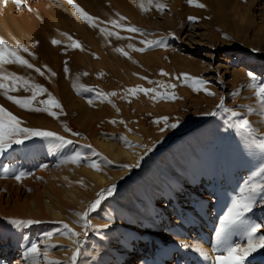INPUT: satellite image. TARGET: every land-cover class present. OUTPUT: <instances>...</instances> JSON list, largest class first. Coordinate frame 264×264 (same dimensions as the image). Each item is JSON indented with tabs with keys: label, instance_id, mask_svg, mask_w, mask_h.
I'll return each instance as SVG.
<instances>
[{
	"label": "rangeland",
	"instance_id": "rangeland-1",
	"mask_svg": "<svg viewBox=\"0 0 264 264\" xmlns=\"http://www.w3.org/2000/svg\"><path fill=\"white\" fill-rule=\"evenodd\" d=\"M7 2L3 8H10L6 19L11 34L4 35L1 27L0 37L13 46L18 41L33 51L34 57L21 55L36 63L45 75L16 65H5L4 69L25 77L33 74L32 80L37 79L60 102L63 112L54 109L58 118L30 112L4 96H0V105L20 118L22 127L53 131L73 143L53 151L49 141L33 138L0 151V264H28L23 254L33 243L40 247L41 264L45 250L49 260L72 264L77 248L76 264H126L127 260H135L134 264H215L217 255L226 254L217 248L220 221L252 183L264 179L255 175L259 151L247 145L231 126L229 114L218 107L223 100L227 109L240 114L233 119H248L257 139L264 138V107L256 96L257 88L264 86V0H198L204 8L189 5L187 0H159L167 6L163 11L151 5L148 14L131 20L112 0H73L97 18L95 28L81 19L67 0H25L20 8L13 0ZM119 16L126 19L119 21ZM26 20L31 25L28 35L24 33ZM112 20L139 28L144 34L114 27ZM101 27L123 38L107 36L101 33ZM93 34L119 59L101 60L92 48ZM54 39L61 43L54 45ZM161 39L162 45L144 52L128 47L131 44L138 49L145 47L141 41ZM73 40L81 47H69ZM118 48L128 56L117 52ZM45 65L55 76L47 72ZM184 74L205 80L214 95L193 90ZM136 86L157 88L159 93L174 94L176 98L159 95L153 99L155 94L133 96L127 92ZM101 92L117 95L101 98ZM10 94L31 95L23 89ZM44 99L47 93L38 97ZM103 109H107L108 116L92 118L93 113ZM213 112L216 115L210 114ZM161 117H168L169 123L178 121V126L161 131L163 122H155ZM90 120L95 127L106 128L96 134L100 141L137 155L136 163L115 159L109 150L91 141L85 132ZM207 148L211 150L206 154ZM76 156L80 159L73 162ZM91 161L98 162L99 171L108 175L120 169L127 172L102 188L115 185L113 194L88 213L87 227L82 214L102 189L89 197L82 212L70 203L59 209L58 217H51L45 204L66 201L61 195L64 190L75 189L83 195L92 190L90 181L74 176L81 169L97 171L89 166ZM20 173L25 175L17 181L15 176ZM49 178L50 184L46 182ZM262 197L264 193L256 197V203L245 214L247 223L261 225L257 238L264 236ZM33 198L38 200L40 215L29 213V209L16 213ZM10 219L40 223L16 228ZM65 224L78 235H65ZM46 233L52 235L47 237ZM228 243L246 246L247 235L234 229ZM118 256L121 259H116ZM245 264H264V250L254 253Z\"/></svg>",
	"mask_w": 264,
	"mask_h": 264
},
{
	"label": "snow or ice",
	"instance_id": "snow-or-ice-1",
	"mask_svg": "<svg viewBox=\"0 0 264 264\" xmlns=\"http://www.w3.org/2000/svg\"><path fill=\"white\" fill-rule=\"evenodd\" d=\"M16 4L17 8H20L25 0H13ZM69 4L75 9L76 14L80 16L81 19L85 20L86 23L89 24L90 27H97V18L90 16L87 12H85L80 6L73 3V0H67ZM4 3H7V0H4ZM189 5L204 8L206 7L204 4L199 3L198 0H187ZM148 5L155 6L157 10L163 11L167 6L164 3L159 2V0H148ZM138 6L142 11H149L150 8L146 7L143 0H138ZM29 11L31 9L29 8ZM119 15V14H117ZM126 18L123 16H119V21H123ZM190 20L197 19L196 17H189ZM117 20H112L110 23L117 28L126 29L129 32H137L143 35L141 29L136 28L134 26H127L120 23ZM104 23V22H99ZM101 33L112 36L115 35L118 39L123 38L120 37L116 32H110L106 28H100ZM66 35V34H65ZM228 38V37H226ZM69 40L72 38L69 36ZM38 43V42H37ZM52 43L54 45H58L61 43L59 40H53ZM145 45L142 48H134L133 45H128L129 48H132L134 51L144 52L147 48L160 46L163 44V39L161 40H146L141 41ZM69 47L80 48L81 45L78 41L73 40L72 44ZM117 52L128 56V53L125 52L122 48L116 49ZM21 53H26L28 56L34 57L35 54L30 52L29 49L20 44L18 41L13 46L9 44L3 37H0V95H3L8 101L12 102L16 106L21 109H25L30 112H39V113H47L48 115L58 118V113L54 111V109H60V113L62 114L63 109L62 105L51 93H48V90L42 85L35 83L31 77L20 76L15 72H7L4 69L5 65H17L23 68L34 70L40 76H44L45 72L41 70V68L35 67L32 63L28 61ZM131 58V57H129ZM44 68L47 70L50 75L55 76L54 72H51V69H48L45 65ZM64 71L67 73L69 69L67 67V63L65 64ZM162 75H168L167 73H161ZM85 75H87L85 73ZM249 77L255 80V76L253 73H248ZM184 80L186 82L191 81V87L195 91H205L208 95H214L211 91H208L206 84L207 82L202 78L192 77L188 74H184ZM151 83V82H150ZM76 88V85H73ZM255 86V85H253ZM83 87V86H81ZM165 87L175 88V85H167ZM23 89L25 92H30V96L18 97L16 95H11L10 93L17 92ZM87 91H92V89H84ZM128 93L131 95H136L137 93H143L145 95L155 94L153 95V99H156L157 96L163 95L165 98L175 99L174 94L167 93H159L157 88H143L141 86H136L134 88L128 89ZM47 93V99L38 100V97ZM101 98L115 96L117 93H98ZM256 96L261 101L262 107H264V86H260L257 88ZM91 103V101H89ZM111 103V101H108ZM39 106H36V105ZM219 108L223 109L224 112L229 114V118L232 120L231 126L236 128L238 133L242 136V138L248 143V145L252 148H255L260 153V164L259 169L255 173L257 176L264 177V138L257 139L255 129L252 128L248 119H233L238 117L240 114L236 111L229 110L224 106L223 100H221L218 105ZM211 115H216L215 112L210 113ZM163 122L164 127L161 128V131H164L166 128H176L178 126L177 122L169 123L168 117H161L159 120L155 121L156 123ZM116 121H112L115 123ZM23 121L15 116L12 112L8 111L3 105H0V151H4L13 147V145H24L26 141L31 140L33 138H42L44 140L49 141V149L50 150H59L67 145H71L73 143L72 140L66 139L64 136H60L53 131L42 130L38 128L32 127H22ZM66 127V126H65ZM71 131L70 129H66ZM73 135H79V133H73ZM126 143H130L126 140ZM86 147L91 148V145H86ZM80 159L79 156L73 158V162H78ZM107 159V158H105ZM108 163H112L111 161H107ZM89 166L97 171L100 170V164L96 161H91ZM138 166V164L136 165ZM125 167H131L129 165H125ZM24 173H20L15 176L17 181L21 180L24 176ZM115 191V185L107 189H102L99 193H97V198L89 205L88 211L82 214V219L85 220V226L87 227V216L89 212L95 211L101 204V202L106 198V196H111ZM245 190H242L244 192ZM264 193V179L259 182L252 183L247 189L246 194H242V196L236 200L233 207L229 209L228 213L223 217L220 221L219 228L217 230V248L218 250L223 249L226 254H220L215 257V264H245V262L259 250H264V236H259L257 238V233L261 231V225L259 224H249L245 220V214L251 210L252 205L256 203V197L261 196ZM264 199V197H262ZM80 215V214H78ZM9 223L16 228H23L30 226L35 223H40L38 220H23V219H10ZM108 225H104L107 227ZM64 228L67 230L65 235L71 233L73 236L78 235L75 233L67 224L64 225ZM241 229L247 235V244L246 246L240 245H232L228 243V237L234 229ZM52 233H46L47 237H50ZM187 247V245H185ZM79 248L73 253L71 259L72 264H76L77 257L79 255ZM24 259L28 261V264H41L40 261V247L33 243L29 248L24 252ZM44 264H59V261H52L48 259V252L45 250L43 253Z\"/></svg>",
	"mask_w": 264,
	"mask_h": 264
},
{
	"label": "bare ground",
	"instance_id": "bare-ground-1",
	"mask_svg": "<svg viewBox=\"0 0 264 264\" xmlns=\"http://www.w3.org/2000/svg\"><path fill=\"white\" fill-rule=\"evenodd\" d=\"M93 2V1H92ZM89 2V5H91ZM95 2H97V0H95ZM101 2V1H100ZM143 2L145 3L146 7L151 8V5H148V0H143ZM8 3V2H7ZM7 3H4V0H0V28L3 27V33L4 35L10 37V30H9V26H8V21L6 19V16L8 15L10 8L8 7V9L3 8L4 5H7ZM105 3V2H104ZM107 3L110 2L108 1ZM93 4V3H92ZM112 4H114V6L117 9H120L121 11L125 12L130 20L137 18L138 16H142L143 14L147 13V11H142L140 9V7L138 6V0H129V2H127V0H112ZM86 5H88L86 3ZM93 6V5H92ZM111 6V5H110ZM109 6V7H110ZM240 6V5H239ZM5 7V6H4ZM2 9L4 11H2ZM239 9V8H238ZM243 10H245L244 8H242ZM151 10V9H150ZM2 12V13H1ZM159 12V11H158ZM169 12V11H168ZM154 13V12H153ZM152 13V15H153ZM148 14V13H147ZM111 15V14H110ZM151 15V14H150ZM137 16V17H135ZM149 16V15H148ZM146 15V17H148ZM150 17V16H149ZM152 17V16H151ZM146 19V18H145ZM136 23V21H135ZM142 23H147V22H143ZM148 24V23H147ZM24 27H25V31L24 33H26L27 35L30 33V27L31 25H29V20H26L24 23ZM149 27V26H148ZM87 31V30H86ZM89 37V36H88ZM116 41V40H115ZM91 42H92V48L94 50V52L98 53L99 57L101 60H109V61H116L119 59V56L117 54H115V52L113 51V49L105 44L104 41H102L101 39H99V37H96L94 34L91 35ZM110 50V52H109ZM53 51V50H52ZM51 51V52H52ZM33 52V51H31ZM36 56V55H35ZM30 61V60H29ZM93 63V62H92ZM34 66H37L36 63H33ZM17 66V65H16ZM19 67V66H18ZM23 68V67H22ZM27 70V69H24ZM85 71V70H83ZM23 73V72H22ZM33 74H30L29 77L32 78ZM236 75L238 76V74L236 73ZM235 75V76H236ZM35 83H37V79L33 80ZM3 96V95H0ZM195 98V97H194ZM198 102V101H197ZM216 108V107H215ZM108 116L109 112L107 111V109H103L102 111H99L98 113H93L92 118H95L96 116ZM208 117V116H207ZM171 118V117H170ZM220 123V122H219ZM220 126V124H219ZM222 126V125H221ZM109 130V129H108ZM106 128L105 126H100V127H95V125L93 124V122H91V120L87 123V127H86V131L88 134V138H91L94 143H97V145L104 149V150H109V154L111 157L115 158V159H119V158H125L128 162H132L133 164L136 163L137 161V155H134L128 151H123V150H117L116 148H114L113 146H109L107 143H104L102 141H100V137H97L96 134L100 133V132H105ZM212 131V129H211ZM213 132V131H212ZM217 133V132H216ZM229 133V131H228ZM212 135V134H211ZM233 135L235 136L236 134L233 133ZM230 137V135H229ZM136 138V137H135ZM232 138V137H231ZM229 138V139H231ZM239 138V137H238ZM138 139V138H136ZM235 139V138H234ZM90 140V139H89ZM233 140V139H232ZM231 140V141H232ZM236 140V139H235ZM241 141V140H240ZM243 141V140H242ZM244 142V141H243ZM241 144V143H239ZM244 144V143H243ZM235 145V144H234ZM232 145V146H234ZM245 145V144H244ZM248 145V144H247ZM238 146V145H236ZM230 147V146H229ZM235 147V146H234ZM232 148V147H231ZM238 148V147H237ZM240 148V147H239ZM243 148V147H242ZM241 148V149H242ZM211 150V148H207L206 149V154L207 152ZM223 149H221L220 151L222 152ZM232 150V149H230ZM238 150V149H237ZM225 151V149H224ZM226 152V151H225ZM229 153V152H228ZM197 154V153H196ZM78 173H74L75 177L78 176H82L86 181H90L92 183V187H91V191L89 193L86 194H82L80 191L78 190H70V191H66L64 190L63 193L61 195H63V197L65 198L66 201H63L64 199H62V202H52L50 205L48 202H46L45 204V210L48 214H50L51 217H58L59 216V209H63V207H69L70 203H72V205L74 204L76 207H78V209L80 210V212H82L87 205V200L89 199V197H91L92 195H94L99 189H102L108 185H110L111 183H113L116 179L120 178L121 176H123L127 170L125 169H120L118 170V172L112 173V174H105L101 171H93L91 169H81L78 170ZM62 178V176L60 177ZM121 179V178H120ZM46 182H49L48 184H50V178L46 180ZM83 182V180H82ZM85 182V181H84ZM47 184V185H48ZM84 184V183H83ZM84 187V186H83ZM82 188V187H81ZM29 209V211H28ZM26 210L30 213L32 211L34 212H38V214H41V208L39 207L38 204V200L33 198L29 201V204L25 203V208L24 207H20L17 209L16 213H26ZM57 211V212H56ZM62 211V210H61ZM16 215V214H15ZM35 216V215H34ZM262 219V223L264 224V215H262L261 217ZM120 256V255H119ZM118 256V258L116 259H121ZM102 259H105V257H102ZM104 261V260H103ZM101 261H97L96 264H101ZM135 260L133 261H128L126 262V264H134ZM112 264H118L117 261L112 262ZM136 264H142L140 261Z\"/></svg>",
	"mask_w": 264,
	"mask_h": 264
}]
</instances>
